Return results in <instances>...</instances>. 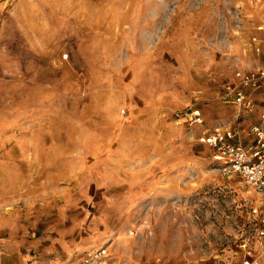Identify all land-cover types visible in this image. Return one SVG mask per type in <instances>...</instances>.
Returning <instances> with one entry per match:
<instances>
[{
	"label": "rangeland",
	"instance_id": "obj_1",
	"mask_svg": "<svg viewBox=\"0 0 264 264\" xmlns=\"http://www.w3.org/2000/svg\"><path fill=\"white\" fill-rule=\"evenodd\" d=\"M257 67L264 0H0V264H264L261 197L197 138L251 143L264 95H224Z\"/></svg>",
	"mask_w": 264,
	"mask_h": 264
},
{
	"label": "built area",
	"instance_id": "obj_2",
	"mask_svg": "<svg viewBox=\"0 0 264 264\" xmlns=\"http://www.w3.org/2000/svg\"><path fill=\"white\" fill-rule=\"evenodd\" d=\"M64 57L67 58L68 55L65 54ZM235 76L237 82L226 87L225 99L237 105L240 111L250 114L255 111L257 103L250 90L264 86V67L240 69L236 71ZM186 116L191 117V124L204 123L199 111L189 112ZM261 119L252 125L250 132L253 139L248 145L238 140L239 136L234 128L224 125L205 128L197 138L212 149L213 160L220 164L225 173L239 176L246 185L254 188L261 197L260 206L253 209L254 213L264 214V113ZM261 235L264 236V230ZM242 250L246 257L244 264L261 263V256L254 253L246 240L242 243ZM106 255V248H98L84 256L80 264H102Z\"/></svg>",
	"mask_w": 264,
	"mask_h": 264
},
{
	"label": "crops",
	"instance_id": "obj_3",
	"mask_svg": "<svg viewBox=\"0 0 264 264\" xmlns=\"http://www.w3.org/2000/svg\"><path fill=\"white\" fill-rule=\"evenodd\" d=\"M262 89H263V88L260 87V88H258V89H256V90H250V92H251L252 94H254V96H255L256 99H258V98H260L261 96L264 95V92H263ZM254 113H256V112H254ZM256 117H257V116H256ZM259 117H260V115H259ZM0 258H1V261H3V260L6 259V257L3 256V254L0 255Z\"/></svg>",
	"mask_w": 264,
	"mask_h": 264
}]
</instances>
